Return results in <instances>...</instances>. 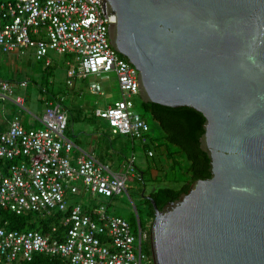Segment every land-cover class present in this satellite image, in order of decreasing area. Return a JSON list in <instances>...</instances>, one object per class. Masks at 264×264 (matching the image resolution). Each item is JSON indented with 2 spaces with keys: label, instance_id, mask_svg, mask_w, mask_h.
Segmentation results:
<instances>
[{
  "label": "water",
  "instance_id": "95a60500",
  "mask_svg": "<svg viewBox=\"0 0 264 264\" xmlns=\"http://www.w3.org/2000/svg\"><path fill=\"white\" fill-rule=\"evenodd\" d=\"M99 3L143 102L205 119L210 176L161 209L146 197L153 264H264V0Z\"/></svg>",
  "mask_w": 264,
  "mask_h": 264
},
{
  "label": "built area",
  "instance_id": "2783aa9c",
  "mask_svg": "<svg viewBox=\"0 0 264 264\" xmlns=\"http://www.w3.org/2000/svg\"><path fill=\"white\" fill-rule=\"evenodd\" d=\"M99 1L1 0L0 50L21 54L30 50L45 66L51 65L49 51L71 53L74 65L67 70V86L76 79L114 72L122 97L96 108L94 114L115 133L146 147L150 127L133 110L138 71L109 42L108 25L114 22L109 16L115 19V14L105 9L104 15ZM0 87L7 95L13 93L8 81L0 82ZM89 88L102 92L97 81ZM14 100L21 105L20 96ZM39 120L41 126L27 128L15 116L0 130V209L16 215L59 216L60 224L41 232L9 228L8 221L0 219V264L29 261L35 254L58 257L66 264H142V260L153 264L142 250L153 217L145 219L147 227L142 228L137 216V230L132 231L128 220L108 213L104 204L86 207L69 201L81 189L103 197L127 190L128 172L141 179L134 152L125 160V172H113L85 153L72 162L74 143L66 136L69 118L62 100L45 99ZM144 152L154 155L150 148Z\"/></svg>",
  "mask_w": 264,
  "mask_h": 264
},
{
  "label": "rangeland",
  "instance_id": "374dc122",
  "mask_svg": "<svg viewBox=\"0 0 264 264\" xmlns=\"http://www.w3.org/2000/svg\"><path fill=\"white\" fill-rule=\"evenodd\" d=\"M48 57L51 60L50 66H45L43 61L36 60L29 51L19 55L18 65L20 69L17 77L28 80V89H37L41 85L60 96L69 116L66 133L73 138L83 139L87 137L92 141L93 146H95L92 153L93 157L107 164L113 172L120 170L125 172L126 169L121 167L126 158L134 152L135 165L144 170L143 180L139 179L135 172H128L127 190L115 195L107 208L108 213L131 221L132 231L137 230L136 217L138 216L142 220L147 219L145 201L150 192L165 186L178 188L186 178L187 161L185 157L176 152V147L173 144H168L172 154L169 157L165 154L167 146L163 143L162 130L158 123L148 116L145 118L150 127L149 146L154 151V156L151 158H146L143 155V147L137 140L132 141L127 135L115 133L105 120L95 116L94 110L96 108L106 107L122 97L114 72L103 73L100 77L90 75L85 79H76L71 86H67V70L74 65L73 55L49 51ZM93 81L100 83L101 93L90 91L89 85ZM132 100L134 102L133 110L143 116V100L140 95L133 96ZM39 126L41 124L36 127ZM150 138L156 145L151 143ZM80 145L83 149L87 148L85 143H80ZM102 149H105L103 151H106V154L102 152ZM77 184L81 185L80 182ZM88 196V194L85 196L78 195L75 199L83 204ZM96 196L103 197L101 195ZM133 218L136 220V225L132 221ZM142 264L149 263L147 260H142Z\"/></svg>",
  "mask_w": 264,
  "mask_h": 264
},
{
  "label": "trees",
  "instance_id": "16d2710c",
  "mask_svg": "<svg viewBox=\"0 0 264 264\" xmlns=\"http://www.w3.org/2000/svg\"><path fill=\"white\" fill-rule=\"evenodd\" d=\"M142 107V117L145 118L148 116L155 120L160 126L163 133V143H165V145L173 144L176 147V152L181 153L187 161L186 178L178 188L165 186L150 192L149 197L154 200L157 208L161 209L165 203L175 200L181 193L186 192L194 180L210 176L209 158L207 154L201 150L199 145V138L204 132L203 122L205 119L200 112L189 107L174 108L152 102H142ZM151 143L154 144L152 140ZM148 146L149 142L147 144V147ZM171 154L172 151L169 155ZM135 167L142 173L141 180H143L144 170H141L137 165H135ZM145 203L147 204L146 216L147 218H152L154 211L151 201L146 199ZM58 217H42L35 213L16 215L5 209H0V219L7 220L9 228L14 229H32L47 232L50 230L52 224H60ZM139 219L142 228L147 227V222L141 218ZM132 221L134 225H136V220L134 218ZM129 223L131 224L132 222L129 221ZM142 250L149 257H152L149 237L144 241ZM11 264H66V262L58 257L35 254L29 261L19 260Z\"/></svg>",
  "mask_w": 264,
  "mask_h": 264
},
{
  "label": "crops",
  "instance_id": "0c3cea01",
  "mask_svg": "<svg viewBox=\"0 0 264 264\" xmlns=\"http://www.w3.org/2000/svg\"><path fill=\"white\" fill-rule=\"evenodd\" d=\"M28 51L31 52L30 50ZM28 51L26 52L28 53ZM23 54L15 52V51L4 53L0 50V82L8 81L13 86V93L9 95H7L0 87V130H5L8 127L10 120L15 116L19 117V120L21 121L24 127L34 128L38 126L40 124V120H39L40 116L44 110V106H43L44 100L60 98V96H57V94H55L52 90H48L41 85L38 86L37 89H33V88L28 89L29 88L28 80L19 79L17 77V74L19 73V69H20L18 65V58H19V55H23ZM22 81L26 82L24 86L20 85V82ZM16 96H20L22 98L21 105L15 102L14 98ZM66 136L69 139H71L74 143V147L70 152V159L72 162H75L76 158L82 153L91 155L93 157L92 153H93V149L95 146H93L92 141H90L87 137L83 139L73 138L68 133H66ZM80 143H85L88 149L87 148L83 149ZM166 146H167L166 147L167 152L165 154L169 157L170 156L169 153L171 152V149L169 148L168 145ZM142 147H143V155L146 158H151V157H147V155L144 152L145 149L149 148L150 146L148 147L142 146ZM103 150L105 149H102V152L106 154V151H103ZM179 155H182V154L179 153ZM123 165L121 167L122 169L124 168ZM116 172H119V171H116ZM137 172L140 174L138 170ZM141 175L142 174H140V176ZM87 194L89 195L88 199L85 201V203L82 204L86 207H90V206H94L98 204H104L107 207L108 205L111 204L112 199L114 197V196L113 197H98L96 195L92 196L89 193H85L83 189H81L78 193L74 195L85 196ZM75 197L73 195L69 197L70 203L77 202ZM107 211H108V208H107Z\"/></svg>",
  "mask_w": 264,
  "mask_h": 264
}]
</instances>
